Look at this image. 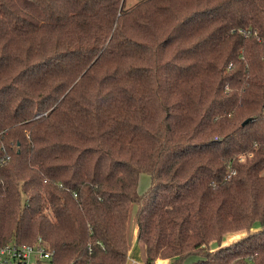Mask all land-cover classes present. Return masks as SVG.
<instances>
[{"label": "trees", "instance_id": "1", "mask_svg": "<svg viewBox=\"0 0 264 264\" xmlns=\"http://www.w3.org/2000/svg\"><path fill=\"white\" fill-rule=\"evenodd\" d=\"M125 2L0 0V244L264 264V0Z\"/></svg>", "mask_w": 264, "mask_h": 264}, {"label": "built area", "instance_id": "2", "mask_svg": "<svg viewBox=\"0 0 264 264\" xmlns=\"http://www.w3.org/2000/svg\"><path fill=\"white\" fill-rule=\"evenodd\" d=\"M244 159L245 155L241 153L238 160L244 161ZM128 262L139 264L131 258ZM0 264H53L52 253L41 238H37L32 243L12 241L0 244Z\"/></svg>", "mask_w": 264, "mask_h": 264}, {"label": "rangeland", "instance_id": "3", "mask_svg": "<svg viewBox=\"0 0 264 264\" xmlns=\"http://www.w3.org/2000/svg\"><path fill=\"white\" fill-rule=\"evenodd\" d=\"M138 1H140V0H126L125 8L131 7L132 5L137 3ZM149 183H150L149 176L146 175V174H141L140 177H139V183H138V193L139 194L145 193L148 190ZM129 213H130L129 214V225H128L127 232H126V237H127V240H128V251L130 253L131 252H136V253L144 255V252H143V248L144 247H143V245L138 243V241H136V239H135V232H136L135 213H136V207L134 205L130 207ZM242 236H243V234H240V235H228L227 237L224 238L223 243H222L221 246H223V244H229V243L233 244L235 240H237L238 238H240ZM203 251H204V248L201 249V252H203Z\"/></svg>", "mask_w": 264, "mask_h": 264}, {"label": "crops", "instance_id": "4", "mask_svg": "<svg viewBox=\"0 0 264 264\" xmlns=\"http://www.w3.org/2000/svg\"><path fill=\"white\" fill-rule=\"evenodd\" d=\"M138 243H140V242H138ZM143 252H144V248H143ZM130 258L135 260L139 264H144V255H142V254H139V253H136V252H131L130 253L128 251L127 264H130L128 262V259H130ZM157 260H160V261L164 262V264H167V260H162V259H157ZM155 263L157 264V261Z\"/></svg>", "mask_w": 264, "mask_h": 264}, {"label": "water", "instance_id": "5", "mask_svg": "<svg viewBox=\"0 0 264 264\" xmlns=\"http://www.w3.org/2000/svg\"><path fill=\"white\" fill-rule=\"evenodd\" d=\"M248 120H245L244 122H243V125L247 122Z\"/></svg>", "mask_w": 264, "mask_h": 264}]
</instances>
